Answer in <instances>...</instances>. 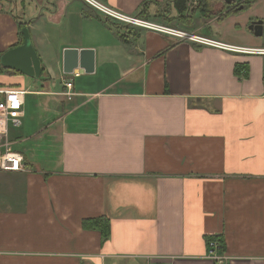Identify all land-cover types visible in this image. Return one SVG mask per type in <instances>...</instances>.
<instances>
[{
  "label": "crops",
  "instance_id": "obj_1",
  "mask_svg": "<svg viewBox=\"0 0 264 264\" xmlns=\"http://www.w3.org/2000/svg\"><path fill=\"white\" fill-rule=\"evenodd\" d=\"M104 2L237 49L124 24L82 0H0V56L25 28L42 70L30 89L0 65V81L26 92L18 128L30 132L14 138L41 137L17 150L24 171H0L16 179L0 193V264H218L215 236L224 264H264V55L251 51L264 34L253 38L246 16L264 0H234L247 4L238 12L208 0L207 16L199 0ZM65 49H92L93 72L64 73ZM29 94L52 108L37 125ZM100 215L104 242L81 227Z\"/></svg>",
  "mask_w": 264,
  "mask_h": 264
},
{
  "label": "built area",
  "instance_id": "obj_2",
  "mask_svg": "<svg viewBox=\"0 0 264 264\" xmlns=\"http://www.w3.org/2000/svg\"><path fill=\"white\" fill-rule=\"evenodd\" d=\"M105 17L132 26L144 27L179 38H186L193 42L225 49H237L209 38L193 33H186L165 26L152 24L136 16L125 15L111 7L104 0H82ZM264 55V48L251 50ZM1 75V74H0ZM73 77V76H72ZM72 77L65 80L64 85L68 90L72 89ZM25 90L4 84L0 81V171H24V157L21 152L13 149L9 138L10 128H18L22 124L24 116ZM66 95L70 96V93ZM208 256L218 264H224L226 257L220 253L219 242L216 239L207 241Z\"/></svg>",
  "mask_w": 264,
  "mask_h": 264
},
{
  "label": "water",
  "instance_id": "obj_3",
  "mask_svg": "<svg viewBox=\"0 0 264 264\" xmlns=\"http://www.w3.org/2000/svg\"><path fill=\"white\" fill-rule=\"evenodd\" d=\"M230 5L234 0H223ZM248 29L257 37L264 34V20L251 21ZM24 39L20 46L7 50L0 56V65L3 68L13 69L30 77L41 74L40 61L33 49L28 33L23 28ZM77 68L79 70H77ZM94 70V52L92 49H65L63 52V72L73 74L79 72L91 73Z\"/></svg>",
  "mask_w": 264,
  "mask_h": 264
},
{
  "label": "rangeland",
  "instance_id": "obj_4",
  "mask_svg": "<svg viewBox=\"0 0 264 264\" xmlns=\"http://www.w3.org/2000/svg\"><path fill=\"white\" fill-rule=\"evenodd\" d=\"M250 10H252V11H250ZM250 10L246 13V16L250 15L251 21H253L255 19H263L264 20V11H263L260 3H256L254 5V7H251ZM251 21H250V23H251ZM247 32H246V34H248ZM252 36H253V38L257 37L253 33H252ZM258 38H263V36H260ZM25 80H26V83L23 86V88L35 89V87L32 85L33 80H34L32 77L26 76ZM26 97H27V108H26V110H27V114H28L26 119L28 120V122L30 124L32 123L31 118H33L34 125H37L43 121L42 117L45 119L47 115L51 114L52 108L50 107L51 111L49 112L47 99L39 98V100H38V97H36L33 94H29ZM24 109H25V107H24ZM17 132H20V133L22 132V134H24V133L28 134L30 132V130L26 129V131L24 132L22 127L21 128H13V127L10 128L9 138L13 142L12 143L13 149L21 150L23 146L31 147L33 149L37 148V145H39L38 143H40L39 139L41 137L40 138L35 137V138H32L31 140L20 143L21 141H19L17 138L16 139L14 138V134H16ZM35 153L36 152H34V154ZM14 180H16V179L9 174H3V173L0 174V193L5 192V190L6 191H12L11 190V184H13ZM22 188L23 187H21V189ZM16 189L21 190L20 185L19 186L16 185Z\"/></svg>",
  "mask_w": 264,
  "mask_h": 264
},
{
  "label": "trees",
  "instance_id": "obj_5",
  "mask_svg": "<svg viewBox=\"0 0 264 264\" xmlns=\"http://www.w3.org/2000/svg\"><path fill=\"white\" fill-rule=\"evenodd\" d=\"M250 1L253 0H247L246 3H250ZM176 3L178 9H183L186 0H176ZM200 5H203V8L200 9L201 13L204 16H207V13L205 11H206V6L208 5V0H199V7ZM246 5L247 4H237V5L232 4L228 6L232 7L230 12H238L240 9L245 8ZM204 7H205V11H204ZM236 68L238 73V70L240 69V65H237ZM81 227L86 230L98 231L101 235L102 242L106 241L110 235V220L103 215L83 218L81 220ZM212 239H216L219 242V249H222L221 238L215 236V237H210L208 240H212Z\"/></svg>",
  "mask_w": 264,
  "mask_h": 264
}]
</instances>
